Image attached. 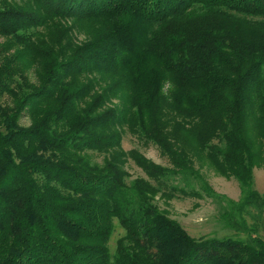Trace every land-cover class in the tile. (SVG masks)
I'll use <instances>...</instances> for the list:
<instances>
[{
    "label": "trees",
    "instance_id": "obj_1",
    "mask_svg": "<svg viewBox=\"0 0 264 264\" xmlns=\"http://www.w3.org/2000/svg\"><path fill=\"white\" fill-rule=\"evenodd\" d=\"M256 168L264 0H0V264H264ZM158 196L211 199L235 234L194 238Z\"/></svg>",
    "mask_w": 264,
    "mask_h": 264
},
{
    "label": "rangeland",
    "instance_id": "obj_2",
    "mask_svg": "<svg viewBox=\"0 0 264 264\" xmlns=\"http://www.w3.org/2000/svg\"><path fill=\"white\" fill-rule=\"evenodd\" d=\"M3 103H7L8 99L3 98ZM30 120L24 118L22 125L28 126ZM123 148L126 151L133 149L139 150L148 159H151L157 164L163 166H170L168 160L162 157L158 147L152 143H146L137 137L127 133L123 139ZM93 159L101 163L103 156L93 153ZM127 171L130 174V181L137 178H146L145 172L140 169L132 160H129L126 166ZM205 179L210 186L218 193L225 195L233 200H239L241 198V189L238 182L235 179H226L224 177L216 175L213 171L204 169L202 171ZM255 188L264 193V168L255 169ZM198 189V188H197ZM157 204L161 209L166 210L169 216L177 220L186 231L194 238L202 237H228L233 236L235 233L224 229L219 220L221 206L211 199L204 198H174L167 200L165 198L157 197ZM122 235L121 229H117L111 245L114 246L117 239Z\"/></svg>",
    "mask_w": 264,
    "mask_h": 264
}]
</instances>
